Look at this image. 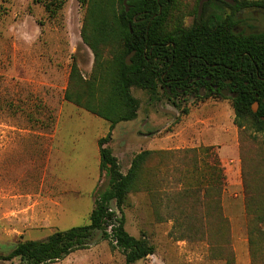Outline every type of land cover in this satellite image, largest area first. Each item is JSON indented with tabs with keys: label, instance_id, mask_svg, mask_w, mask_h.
<instances>
[{
	"label": "rangeland",
	"instance_id": "rangeland-1",
	"mask_svg": "<svg viewBox=\"0 0 264 264\" xmlns=\"http://www.w3.org/2000/svg\"><path fill=\"white\" fill-rule=\"evenodd\" d=\"M202 1L178 0L183 27ZM220 1L208 14L218 6L229 13L231 0ZM247 8L237 13L235 32H263L264 14ZM84 12L77 0H65L53 17L34 0H0V253L89 223L94 199L107 187L97 141L110 133L105 147L122 174L135 155L152 152L122 209L125 231L154 247L134 264H264V244L250 252L246 213L248 195L264 196V134L234 125L225 93L165 96L160 88L153 95L131 88L136 119L111 132L104 120L65 102L71 67L83 79L93 70L80 38ZM53 264H124V256L96 234L87 249Z\"/></svg>",
	"mask_w": 264,
	"mask_h": 264
},
{
	"label": "trees",
	"instance_id": "trees-1",
	"mask_svg": "<svg viewBox=\"0 0 264 264\" xmlns=\"http://www.w3.org/2000/svg\"><path fill=\"white\" fill-rule=\"evenodd\" d=\"M47 14L55 16L65 0H34ZM85 8L80 38L93 56L89 79L80 77L73 65L63 100L109 124L110 132L119 123L136 119L138 102L130 90L136 88L153 95L157 88L165 96L185 90L189 80L200 79V85L216 91L207 96L222 97V91L234 93L232 109L234 125L246 124L264 134V31L236 33V13L247 6L264 7V3L246 4L232 0L226 5L229 13L218 6L208 14L211 5L220 0H204L192 25L183 27L176 17L178 0H77ZM224 10V11H223ZM222 14V15H221ZM133 53L130 64L125 59ZM209 79V82L206 81ZM196 95H200L197 88ZM186 94V93H185ZM258 104L257 112L251 105ZM110 133L97 141L99 171L107 177V187L94 199V208L86 226L56 231L44 241L26 240L0 253V261L19 264H53L69 254L85 250L99 234L112 250H119L124 264H134L154 254V247L144 237L134 238L124 229L122 209L128 197L138 188L150 151L135 155L125 174L117 159L105 147ZM219 174V173H218ZM221 176V175H220ZM218 178V177H217ZM223 180V177H221ZM114 204L116 211L111 209ZM249 215L247 239L250 252L254 245L264 244V196H247ZM215 218L227 226L216 208Z\"/></svg>",
	"mask_w": 264,
	"mask_h": 264
},
{
	"label": "flooded vegetation",
	"instance_id": "flooded-vegetation-1",
	"mask_svg": "<svg viewBox=\"0 0 264 264\" xmlns=\"http://www.w3.org/2000/svg\"><path fill=\"white\" fill-rule=\"evenodd\" d=\"M229 4H232V0ZM247 7H244L242 9H246ZM258 8H264V7H260V6H250L248 7L247 9L250 10V11H255V12H258V13H262L260 11H258ZM241 9V10H242ZM240 11V10H239ZM238 11V12H239ZM237 12V13H238ZM237 13L235 15H237ZM264 14V13H262ZM235 30V28H234ZM207 82H209V79H206ZM200 79L199 78H195L194 80H189L186 84V87H185V90H181L179 93H191L192 91H194V89L197 88L198 92L201 93V91H203L205 94L208 93L210 90L212 91H216L218 89V86L216 84H209V88H207L206 86L204 85H200ZM221 93H225V94H228V95H231L232 98L235 96L234 93H232L231 91H222ZM168 95H171L170 93ZM174 96V95H173Z\"/></svg>",
	"mask_w": 264,
	"mask_h": 264
},
{
	"label": "water",
	"instance_id": "water-1",
	"mask_svg": "<svg viewBox=\"0 0 264 264\" xmlns=\"http://www.w3.org/2000/svg\"><path fill=\"white\" fill-rule=\"evenodd\" d=\"M258 11L264 13V8H258ZM132 56H133V53H131L129 56L126 57V59H125L126 65L130 64V59H131ZM200 95H201V93H200ZM257 108H258V104L257 103H253L251 105V111L253 113L257 112ZM260 120L264 123V117H261Z\"/></svg>",
	"mask_w": 264,
	"mask_h": 264
}]
</instances>
